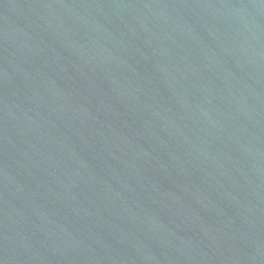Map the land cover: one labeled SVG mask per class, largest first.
Instances as JSON below:
<instances>
[{"label":"water","instance_id":"95a60500","mask_svg":"<svg viewBox=\"0 0 264 264\" xmlns=\"http://www.w3.org/2000/svg\"><path fill=\"white\" fill-rule=\"evenodd\" d=\"M0 264H264V0H0Z\"/></svg>","mask_w":264,"mask_h":264}]
</instances>
